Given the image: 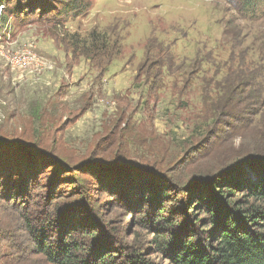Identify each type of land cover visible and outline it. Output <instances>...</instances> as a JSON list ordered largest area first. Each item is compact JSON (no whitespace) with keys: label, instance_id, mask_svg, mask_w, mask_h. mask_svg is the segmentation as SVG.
Segmentation results:
<instances>
[{"label":"rangeland","instance_id":"rangeland-1","mask_svg":"<svg viewBox=\"0 0 264 264\" xmlns=\"http://www.w3.org/2000/svg\"><path fill=\"white\" fill-rule=\"evenodd\" d=\"M24 1L16 0L20 9ZM234 2L91 0L86 15L57 24L29 13L16 19L0 6V140L35 157L53 154L35 162L38 201L54 195L76 206L77 218L85 207L99 220H119L127 238H147L136 224L144 198L162 204V194L192 175L221 170L264 144V0L251 8ZM95 32L120 54L102 63L87 58L79 47H91ZM11 57L26 65L12 66ZM88 161L106 166L100 190H91L89 170L74 171ZM118 183H128L127 194L134 185L135 210L113 204ZM4 187L1 181L0 232L26 241ZM10 242L0 240V251L8 253ZM30 260L43 264L42 256Z\"/></svg>","mask_w":264,"mask_h":264},{"label":"trees","instance_id":"trees-1","mask_svg":"<svg viewBox=\"0 0 264 264\" xmlns=\"http://www.w3.org/2000/svg\"><path fill=\"white\" fill-rule=\"evenodd\" d=\"M9 1H15L13 8ZM51 1L52 4L48 0H25L20 9L21 3L16 0H0V6L5 5L16 19L29 13L54 24L80 18L91 7V0ZM245 1L250 3L245 8L254 4V0ZM29 3L32 8L26 7ZM93 34L91 47H79L81 51L88 48L87 58H100L102 63V59L120 54L118 50L111 54L107 41ZM98 68L106 70L102 65ZM152 87L150 92L154 93L155 85ZM253 147L221 170L192 175L187 183H179L180 190L161 195L166 199L162 204L153 196L149 201L144 198L147 209L136 224L148 232V237L131 233L127 238L130 235H125V226L119 220H99L86 213L85 207L78 209L84 215L77 218L76 206L58 202L54 195L45 203L38 201L39 191L32 187L37 181L35 162H51L53 154L35 157L29 148L0 140V182L5 183L4 191L9 193L5 198L18 213L16 221L26 236L25 241L11 230L0 232L1 245L11 240L5 249L8 253L0 251V264H36L30 260L32 256H42L43 264H264V175H260L264 172V144ZM104 167L103 163L88 161L77 164L76 169L65 168L86 176L90 171L88 175L94 183L91 190H96L104 186L97 177ZM93 169L97 173H92ZM16 177L18 183L14 181ZM127 185H116L119 196L113 204L135 210L138 195L134 194V185L127 194ZM168 198L173 200L170 205Z\"/></svg>","mask_w":264,"mask_h":264},{"label":"built area","instance_id":"built-area-1","mask_svg":"<svg viewBox=\"0 0 264 264\" xmlns=\"http://www.w3.org/2000/svg\"><path fill=\"white\" fill-rule=\"evenodd\" d=\"M1 9H5L3 8V6L1 7ZM0 9V10H1ZM2 10L0 11V13L2 12ZM11 59H13V61H11V63L13 64L12 66H20V67H24L26 64L22 62V60L20 59V57H11ZM30 63V62H29ZM24 64V65H23Z\"/></svg>","mask_w":264,"mask_h":264},{"label":"water","instance_id":"water-1","mask_svg":"<svg viewBox=\"0 0 264 264\" xmlns=\"http://www.w3.org/2000/svg\"><path fill=\"white\" fill-rule=\"evenodd\" d=\"M23 149H26V148H24V147H22Z\"/></svg>","mask_w":264,"mask_h":264}]
</instances>
